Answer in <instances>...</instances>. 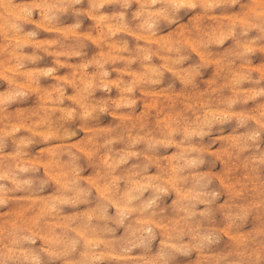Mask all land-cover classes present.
I'll use <instances>...</instances> for the list:
<instances>
[{"label":"clouds","instance_id":"9594fccd","mask_svg":"<svg viewBox=\"0 0 264 264\" xmlns=\"http://www.w3.org/2000/svg\"><path fill=\"white\" fill-rule=\"evenodd\" d=\"M0 264H264V0H0Z\"/></svg>","mask_w":264,"mask_h":264}]
</instances>
